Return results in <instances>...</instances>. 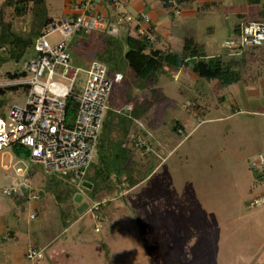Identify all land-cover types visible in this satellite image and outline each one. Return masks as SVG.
<instances>
[{
	"label": "rangeland",
	"instance_id": "1",
	"mask_svg": "<svg viewBox=\"0 0 264 264\" xmlns=\"http://www.w3.org/2000/svg\"><path fill=\"white\" fill-rule=\"evenodd\" d=\"M159 1L156 0L161 7ZM62 4L63 0H46L53 22L61 20ZM6 12L12 30L25 34L29 16ZM175 19L165 12L158 18L159 23L174 22L170 37L172 51L179 49L184 35L192 34L197 42H203L206 58L221 53L226 57L235 54L236 49L223 46L225 39L234 36L232 28L237 21L234 13L223 11L204 19L200 17L189 30L178 26ZM208 25L214 27L212 34L203 33ZM125 26L122 25L124 30ZM61 39L58 30L46 37L50 44ZM81 49L80 46L77 52L69 51L72 63L83 68L90 55ZM22 59L1 64L0 87L18 85L14 80L23 76H12L23 71ZM259 70L264 75V65ZM120 71L122 83L112 86L113 98L124 100L115 109L118 116L122 120L130 117L125 109L127 102L131 106L135 103L148 106L159 121V137L166 140L165 136L170 134L169 141L175 139L177 144L170 149L166 145L156 149L157 141L149 140L159 164L130 189L123 190L120 184L108 190H95L79 183L76 188L80 200L73 197L75 219L65 228L58 220L52 188L46 185L42 166L17 157L11 148L1 149L0 190L17 187L22 198L16 204L10 195L0 193V226L16 230L15 236L6 230L3 241L6 260L10 264H27L22 257L24 250L28 245H38L35 231L49 225L56 241L43 249L44 257L65 250L73 257L70 264H264V202L259 200L249 205L264 190V181L257 180L259 176L264 180V166L250 167L253 157L264 153L263 86L231 84L222 89L224 100L219 101L207 82L192 72L189 63L178 72L162 69L155 87L163 98L154 101L146 90L138 88L141 82L128 67L122 66ZM6 96L8 102L3 111L12 104L23 106L26 99L24 93L15 91ZM234 105L261 114L251 119L244 110L229 117ZM175 122L183 126L177 133L172 132ZM130 138L129 134L128 144ZM169 141L166 142L171 145ZM109 162H105L107 169L121 165L120 159ZM29 169L33 174L28 177ZM95 202H103L100 210L105 214L98 231L94 230L98 222L89 212ZM41 264H45L44 258Z\"/></svg>",
	"mask_w": 264,
	"mask_h": 264
},
{
	"label": "trees",
	"instance_id": "2",
	"mask_svg": "<svg viewBox=\"0 0 264 264\" xmlns=\"http://www.w3.org/2000/svg\"><path fill=\"white\" fill-rule=\"evenodd\" d=\"M169 1L163 0V5H170ZM174 1L179 4L187 0ZM6 11H10L13 16H29V26L25 34H18L12 30L10 19L6 17ZM120 16L121 13L117 12L110 20H104L106 24H109L110 21H116ZM242 21H246V19H242ZM257 21H263V18ZM52 22L53 19L48 14L46 0H3L0 5V66L7 61L18 62L22 57L31 54L36 37L45 26ZM125 27V31L121 34L107 33L104 29L79 32L70 40L69 49L77 52L78 47L81 46L84 54L90 55L89 61L96 60L105 64L110 74L121 73L122 66L128 67L134 78L141 82L138 88L146 90L154 101L163 98L162 93L155 85L164 67L178 71L182 66H188L190 63L192 72L199 80L207 82L211 92L217 96L219 101L224 100V96L221 94L224 87L234 83L246 86L262 76L259 67L264 65V45L244 47L237 54H231L229 57L219 54L206 58L204 44L196 42L192 36L183 37L180 48L177 51H172L169 47L161 48L156 45V34L154 35L155 41L148 42L145 36L135 34L134 28L127 25ZM237 29L238 25L233 31L235 32ZM24 75L25 73L22 71L21 74H13L12 77ZM14 91L23 93L26 91V86L0 87V117L4 116L3 106L8 102L6 94ZM128 91L130 92V90ZM120 99V97L113 98V95H110L109 106L98 134L95 155L88 165L84 177L91 184V188L95 190L97 188L108 190V188L118 187L120 184H123L121 186L123 190L130 189L143 181L158 166L159 159L152 152L144 153L143 147H139L132 139L129 144L126 142L131 130L143 136L149 134L152 139L157 141L156 149L165 148L164 145L170 149L177 144L175 139L171 140L174 142L169 141L170 134L165 136L166 140L159 137V121L148 106L135 103L127 111L130 117L122 120L115 110L124 101ZM195 105L198 104L195 103ZM76 107L77 102L71 94L66 99V113L70 120L73 118ZM139 108H141L140 111ZM134 120H138L142 127L137 126ZM179 128L182 129V125L175 122L172 132L177 133ZM166 141H169L171 145ZM11 151L17 157H27V151L23 148L12 146ZM114 159H120L121 165L111 169L104 167L105 162L111 164L109 161L113 162ZM32 174L33 171L29 169L28 177ZM45 177L47 187L51 186L52 188L51 193L58 220L65 228L75 219L73 196L78 192L77 186L70 183L66 176L45 175ZM259 178L260 176L257 177V180ZM10 197L16 204H20L22 201L18 189L10 194ZM100 213L105 217L102 211ZM31 247L40 248L43 252L41 247ZM43 258L45 264H70L73 262L72 255L65 250L50 253Z\"/></svg>",
	"mask_w": 264,
	"mask_h": 264
},
{
	"label": "built area",
	"instance_id": "3",
	"mask_svg": "<svg viewBox=\"0 0 264 264\" xmlns=\"http://www.w3.org/2000/svg\"><path fill=\"white\" fill-rule=\"evenodd\" d=\"M95 0H71L74 12L70 18H63L45 26L36 37L31 54L22 59L25 75L13 83L26 86L23 106L16 104L6 108L0 117V150L12 146L27 151L30 163L42 166L45 175L66 176L70 183L77 186L84 181L86 170L95 153L98 134L109 106L112 86L122 79L120 72L110 74L105 64L92 60L80 68L72 63L69 42L79 32L102 30L116 33L121 22L131 24L135 34L145 36L148 42L154 40V28L147 14L124 12L115 23L106 24L103 17L94 10ZM114 10H121V0H103ZM176 12L177 3L169 1ZM58 30L62 39L50 44L46 37ZM232 37L223 41L226 48L236 49L238 53L244 47L264 45V20L241 21ZM83 73V78H81ZM22 94V93H21ZM73 94L77 107L73 118L67 116L66 99ZM132 108L125 104L126 111ZM137 126L142 127L138 120ZM131 138L144 153L154 150L150 146L151 136L130 131ZM264 166V153H258L250 162L251 168ZM82 186V185H81ZM17 187H3L0 193L10 195ZM263 199L254 198L255 205ZM103 202H95L89 209L92 218L98 222L94 227L98 231L105 219L100 213ZM30 216H33L32 214ZM40 248L28 247L25 258L30 264L43 259Z\"/></svg>",
	"mask_w": 264,
	"mask_h": 264
},
{
	"label": "crops",
	"instance_id": "4",
	"mask_svg": "<svg viewBox=\"0 0 264 264\" xmlns=\"http://www.w3.org/2000/svg\"><path fill=\"white\" fill-rule=\"evenodd\" d=\"M70 1L71 0H63V10H62V17H59L60 19L63 18H70L73 16L74 12L72 11L70 7ZM152 3H150V2ZM122 2V7L121 10H114L110 9L107 5H105L102 0H95L94 2V10L95 12L99 13L103 19L105 20H110V18H113L114 14L119 12V13H144L147 14L150 18V24L154 28V35H157V39L155 41V37L153 42L155 41L156 45L163 48V47H169L171 49V34H172V27L174 22L170 20L169 22L166 21H161V23L158 22V18L162 17L163 13H167L171 19L174 17L176 18L174 21H176L178 26H186L187 29L189 30L191 26H193V22H196L198 18L202 17V19L207 18L208 16H211L212 14H215V12H225L227 13H234L236 17V22L233 25L232 31L234 30L236 25H239V23L242 21V19L246 20H261L263 18L264 20V0H187L185 2L177 4V11L175 12L171 5L164 6L163 5V0H160L159 2L161 3V7L159 4H157L156 0H121ZM149 2V3H148ZM171 4V3H170ZM119 19V17L116 19V21ZM110 23H115V21H110ZM131 26V24L123 22L122 24ZM122 25H118L117 32L118 34L123 33L125 30L122 27ZM207 27L206 30L203 31V33H209L212 34L214 32V27L212 25L205 26ZM133 28V27H132ZM234 32V31H233ZM185 36H192L195 39V36L192 34H186ZM183 39V37H182ZM181 39V41H182ZM197 42V41H196ZM203 43V42H200ZM181 45V44H180ZM180 48V47H179ZM223 54V53H221ZM178 72V71H177ZM176 76V74H174ZM176 77H174L175 79ZM122 81L115 83V84H121ZM260 84L262 85V95L264 97V75L260 76L257 81L251 83L250 85L253 84ZM164 84V83H163ZM169 87V86H166ZM112 94V93H111ZM138 95V94H137ZM232 106L231 114L229 117L234 116L235 114L245 112L250 117L251 119L254 118V116H259L261 113L257 110L250 109V108H245V109H237V107ZM261 115H264L262 113ZM247 118V119H248ZM243 125V124H242ZM244 126V125H243ZM183 128V126H182ZM262 153V152H260ZM263 182V179H259L258 182ZM260 197H256L258 199H263L262 202H264V190H260L259 192ZM251 201V200H250ZM250 203V202H249ZM250 205V204H249ZM31 217V216H30ZM103 227V226H102ZM53 228L49 225H44L43 227H39L35 231V237L36 242L38 245H28V247L31 246H36V247H41L43 249L48 248L51 244H53L56 241V234L51 232ZM6 230H11L12 235L15 236L16 230H13L11 227L4 229L2 226H0V264H10L5 256H4V245L3 241L5 240L4 237H6ZM55 234V235H54ZM44 241L42 242V240ZM25 249V250H26ZM24 250V252H25ZM68 252V251H67ZM53 253V252H52ZM22 257L25 259V253H23ZM26 261V259H25ZM42 260H40L37 264H41ZM27 264H30V262L27 260Z\"/></svg>",
	"mask_w": 264,
	"mask_h": 264
},
{
	"label": "water",
	"instance_id": "5",
	"mask_svg": "<svg viewBox=\"0 0 264 264\" xmlns=\"http://www.w3.org/2000/svg\"><path fill=\"white\" fill-rule=\"evenodd\" d=\"M81 185L85 188H90L91 184L89 182H87L86 180L82 181ZM74 200L75 201H79L80 200V194L76 193L74 194Z\"/></svg>",
	"mask_w": 264,
	"mask_h": 264
}]
</instances>
